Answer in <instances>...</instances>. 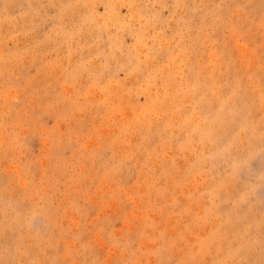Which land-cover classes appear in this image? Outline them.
<instances>
[{
	"label": "rangeland",
	"instance_id": "1",
	"mask_svg": "<svg viewBox=\"0 0 264 264\" xmlns=\"http://www.w3.org/2000/svg\"><path fill=\"white\" fill-rule=\"evenodd\" d=\"M0 264H264V0H0Z\"/></svg>",
	"mask_w": 264,
	"mask_h": 264
}]
</instances>
